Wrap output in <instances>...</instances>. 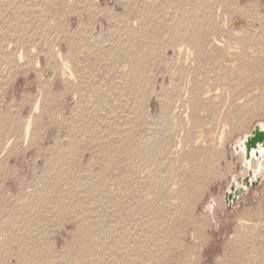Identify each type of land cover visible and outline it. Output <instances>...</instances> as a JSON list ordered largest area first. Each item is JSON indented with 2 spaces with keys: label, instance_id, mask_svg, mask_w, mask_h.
<instances>
[{
  "label": "rangeland",
  "instance_id": "obj_1",
  "mask_svg": "<svg viewBox=\"0 0 264 264\" xmlns=\"http://www.w3.org/2000/svg\"><path fill=\"white\" fill-rule=\"evenodd\" d=\"M217 40L222 57L186 68V47ZM262 119L264 0H0V264H82L76 204L104 227L99 264H264V174L222 199L231 143Z\"/></svg>",
  "mask_w": 264,
  "mask_h": 264
},
{
  "label": "bare ground",
  "instance_id": "obj_2",
  "mask_svg": "<svg viewBox=\"0 0 264 264\" xmlns=\"http://www.w3.org/2000/svg\"><path fill=\"white\" fill-rule=\"evenodd\" d=\"M216 40V39H215ZM211 41V40H210ZM221 41V40H220ZM222 42V41H221ZM221 42H219L218 40L217 41H212V42H210V43H208V45H203L202 44V42H200V41H193V46H194V48H196L197 50H196V52L194 53L192 50H191V48L189 47H186L185 48V54H184V57H183V59H185L184 61H185V64H187L186 65V68H189L190 69V67L192 66H195L196 65V60H199L200 58H203L204 56L205 57H207L209 60H210V62L212 61L213 62V60H215V58L217 59L218 57H222V54H221V51H220V48H221V46H223V44L221 43ZM224 43V42H223ZM4 46V45H3ZM206 46H208V47H211L210 48V50H206L207 48H206ZM259 46V45H258ZM232 49V48H231ZM181 50H182V46L180 47H176L175 48V53H178L179 55H180V53H181ZM50 51V57H53V56H55L54 58L56 59V55H57V57L59 58V59H56V62H57V60H59L60 61V65L58 66L57 65V63H54V64H56L58 67L57 68H55L54 70H58V71H60V75H61V77H62V80L63 81H65V83L66 82H68L69 83V85H71L70 83H73L74 82V80H75V78H76V76H75V74H74V72H73V69H72V67L70 66V64H68V61H65L64 59L61 61L60 60V58H61V56H60V54H56L55 52L53 53L51 50H49ZM5 53V52H4ZM3 53V54H4ZM253 54V53H252ZM6 56V55H5ZM19 57H20V55H19ZM181 57V55L179 56V58ZM202 64V63H201ZM217 64V63H216ZM56 65H55V67H56ZM62 69H61V68ZM215 67H217L216 65H215ZM190 72H193V68H192V70L190 71ZM178 74H184L183 73V71H182V69L180 70V72L178 73ZM202 74V73H201ZM75 76V77H74ZM74 79V80H73ZM189 81H190V79H189ZM189 81L187 82V84H191L190 85V92H191V97H192V99H193V101L195 102L194 104H195V108L197 109L200 105H201V99L203 98V94H204V92L202 91V89H201V84H200V81H197V80H194L192 83H189ZM209 93V92H208ZM186 95V94H185ZM183 96V95H182ZM205 96H206V92H205ZM181 98V97H180ZM164 103L162 104V105H164V107H169L170 106V101L169 100H167V99H164V101H163ZM83 103V102H82ZM189 103V102H188ZM173 104V103H172ZM202 106V105H201ZM35 108L37 107V104H35V106H34ZM172 107V106H171ZM87 108H89L88 107V104L87 103H83V104H81L80 105V111L82 112V114L83 115H86L85 113H87ZM166 109H169V108H166ZM172 109V108H171ZM188 109V108H187ZM163 110V109H162ZM164 111V110H163ZM175 112V111H174ZM134 117V116H133ZM171 117V116H170ZM199 117V116H198ZM193 118H195V116H194V114H193ZM88 120V119H87ZM28 122H29V119H28ZM88 122H90L89 123V125H88ZM88 122H86V121H82L81 122V125H80V127H82V126H84V125H87L88 127H92L93 129L98 125V123H97V120L95 121V120H92V122L91 121H89L88 120ZM27 125H26V127H25V138H26V135L28 134V132H29V124L28 123H26ZM99 126H101V124L99 123ZM109 127V126H108ZM167 127V126H166ZM83 129V128H82ZM255 129H259V130H264V119H262V120H259V121H256L253 125H252V127H251V129H250V131L249 132H247V133H243V134H241L240 136H238L237 138H236V140H234L232 143H231V150H232V153L234 154V155H239L240 156V164H239V170H238V173H239V175H238V173L237 174H235L234 176H231V178L229 179V181H228V183H227V185L225 186V188H224V190H223V194H222V199H223V201H224V193L227 191V190H229V188H230V185H232V184H234L236 187H240V186H242L243 188H244V190H243V192H241L240 194H239V197L241 196V194H243L244 192H246L247 190H248V187H246L245 186V184H244V182H243V178L246 176V175H249V180L250 181H252V180H257L258 178H259V176L257 175V168H256V165H254V159H258L262 154H264V147H262L261 146V144H257V148H253L251 151H250V157L249 158H247L246 157V141H247V139H248V137L249 136H252L253 135V130H255ZM85 131H89L90 130V128H89V130L87 129V128H85L84 129ZM98 132V131H97ZM96 132V133H97ZM94 134V133H93ZM133 135V134H132ZM134 136V135H133ZM163 146V145H162ZM173 149V148H172ZM256 151H258V156L256 155ZM115 153V152H114ZM52 170V169H51ZM71 177V176H70ZM75 177V176H74ZM238 179H240L241 180V182L239 183L238 182ZM52 182V181H51ZM51 182H49L48 181V183H47V185L48 186H50V188L52 189L51 190V192H55V188H57V185H55V183H51ZM26 184V183H25ZM54 184V185H53ZM91 185V184H90ZM89 185V186H90ZM95 185V184H94ZM90 189L89 190H81L79 193L78 192H76V193H78L77 195L79 196V197H84V198H86L87 196L89 197H91V195H93L94 194V192H93V186H90L89 187ZM34 190V189H33ZM94 190H96V189H94ZM102 191V190H101ZM96 192H98V191H96ZM100 192V191H99ZM98 192V193H99ZM59 195L60 194H62L61 193V191L59 190L58 192H57ZM65 193V192H64ZM75 193V194H76ZM67 194V193H66ZM95 195V194H94ZM96 196V195H95ZM94 196V197H95ZM60 197V196H59ZM70 198H71V196H70ZM78 198V197H77ZM90 199V198H89ZM94 199V198H93ZM208 199V198H207ZM96 200V199H95ZM212 200V199H211ZM210 199L209 200H206L204 203H203V206H202V209H207L209 212L212 210V207H213V203H212V201H211ZM73 201V200H72ZM86 201H88V200H86ZM61 202H62V200H61ZM82 202V201H81ZM60 203V202H59ZM74 205V204H73ZM98 206H99V204H97ZM224 205H225V201H224ZM66 206V205H65ZM70 207V206H69ZM92 207V206H91ZM64 208V207H63ZM74 208L75 209H73V210H75L74 212L75 213H77L76 214V218L77 219H79V221H80V226H81V233H82V238H81V241H82V245L80 246H77V247H75L74 248V250H72L76 255H78L80 258L83 256V258H84V256H85V258L87 259H82V264H99V263H97V258H95V257H92L91 255H93V254H90V255H87V254H89L90 252H92L93 251V249L92 248H90V249H88V246L87 245H89L88 243L89 242H94L95 241V234H96V231L98 230L99 232H100V229L103 227V225H101V226H97V224H95L94 222H90L88 219H90V216H88L87 214H83L82 212H83V209L81 208V207H79V205L78 204H76V205H74ZM87 209V208H86ZM98 209V208H97ZM91 210V209H90ZM125 210V209H124ZM55 211H56V209H55ZM104 211V210H103ZM30 212V211H29ZM161 213V212H160ZM24 214H27V213H24ZM156 215V214H155ZM98 216V215H97ZM157 216V215H156ZM102 217V216H101ZM22 218H23V216H22ZM26 219H27V222H29V219H30V217L29 216H26L25 217ZM118 218V217H117ZM142 218V217H141ZM155 218V217H154ZM163 218V217H162ZM147 219V218H146ZM100 221V220H99ZM105 221V220H104ZM244 221V220H243ZM100 223V222H99ZM165 223V222H164ZM244 223H249V222H247V221H245ZM167 224V223H166ZM28 225V224H27ZM105 225V224H104ZM168 225V224H167ZM79 226V227H80ZM155 227V226H154ZM79 229V228H78ZM103 229H104V227H103ZM158 229H159V227H158ZM167 229V228H166ZM169 229V228H168ZM156 230V229H155ZM165 230V229H164ZM163 230V232H165ZM173 230V229H172ZM150 231V230H149ZM154 231V229H151V231H150V234H153V233H151V232H153ZM17 233L19 232V231H16ZM102 232H104L103 230H102ZM122 232V231H121ZM159 232V231H158ZM161 232V231H160ZM168 232V231H167ZM23 233V232H22ZM145 233V232H144ZM147 233V232H146ZM162 233V232H161ZM112 234V233H111ZM155 234V233H154ZM172 234H173V232H172ZM77 235V234H76ZM98 235V234H97ZM113 235V234H112ZM140 235V234H139ZM157 235V234H156ZM155 235V236H156ZM174 235V234H173ZM99 236V235H98ZM111 236V235H110ZM161 236V235H160ZM165 236V235H164ZM164 236H162V241H163V237ZM168 236V235H167ZM166 236V237H167ZM109 237V236H108ZM157 237V236H156ZM155 237V238H156ZM172 237H174V236H172ZM192 237V236H191ZM80 238V237H79ZM127 238V237H126ZM152 238V237H151ZM158 238H159V236H158ZM175 238V237H174ZM106 239V238H105ZM110 239V238H109ZM130 239V238H129ZM161 239L159 238V239H157L156 238V240H155V242L153 241V240H151V241H153L152 243L151 242H149V241H147V242H149L150 244H147L148 245V247H149V256L151 257V259L152 260H157V258L159 257V255H161V254H159V255H157L158 257H155V252H156V254H158L157 253V245L159 244L158 242H162L161 241ZM173 239V238H172ZM93 240V241H92ZM112 240V239H111ZM167 240V239H166ZM171 240V239H170ZM170 240H169V242H170ZM89 241V242H88ZM107 241V240H106ZM117 241H119V240H117ZM137 241V240H136ZM141 241V240H140ZM175 241V240H174ZM36 242V241H35ZM98 242V241H97ZM139 242V241H138ZM144 242V241H143ZM146 242V243H147ZM172 243H173V241H171ZM29 243V242H28ZM95 243V245H96V242H94ZM130 243V242H129ZM136 243V242H135ZM141 243H142V241H141ZM158 243V244H157ZM175 243V242H174ZM91 244V243H90ZM100 244H102L101 242H100ZM99 244V245H100ZM109 244H110V242H108L107 244L105 243V247L107 248V247H109ZM137 244H139V243H137ZM40 245V244H39ZM94 245V246H95ZM124 245V244H123ZM135 245V244H134ZM161 245V244H160ZM93 246V247H94ZM113 246V245H112ZM142 246V245H141ZM164 246V245H163ZM166 246V245H165ZM101 247H102V245H101ZM104 247V248H105ZM111 247V246H110ZM162 247V246H161ZM168 247V246H167ZM105 248V249H106ZM127 248V247H126ZM135 248V247H134ZM147 248V247H146ZM111 249V248H110ZM115 249V248H114ZM124 249V248H123ZM129 249V248H128ZM139 249H140V247H139ZM125 250V249H124ZM141 250V249H140ZM163 250V249H162ZM95 251V250H94ZM122 251V250H121ZM128 251V250H127ZM127 251H126V253H127ZM135 251V250H134ZM146 251H147V249H146ZM158 251H160V250H158ZM89 252V253H88ZM139 252V251H138ZM86 253V255H84ZM118 253V252H117ZM73 254V253H72ZM110 255H111V253H109ZM37 255V254H36ZM108 255V254H107ZM118 255V254H117ZM130 255V254H129ZM141 255H143V254H141ZM119 256V255H118ZM122 256V255H121ZM125 256V255H124ZM240 256V255H239ZM20 257V256H19ZM102 259H103V261H104V259H106L105 258V256L102 254V256H100ZM108 257V256H107ZM79 258V259H80ZM142 258V257H141ZM161 258H162V256H161ZM29 259L32 261L33 259H37V257H35V258H33V255L31 256L30 255V257H29ZM99 259V258H98ZM130 259H132V258H130ZM134 259V258H133ZM150 259V258H149ZM127 260V259H126ZM102 261V260H101ZM107 261V260H106ZM109 261V260H108ZM100 262V261H99ZM155 262H157V261H155ZM72 263V262H71ZM102 263V262H101ZM104 263H105V261H104ZM107 263V262H106ZM158 263V262H157Z\"/></svg>",
  "mask_w": 264,
  "mask_h": 264
},
{
  "label": "water",
  "instance_id": "obj_3",
  "mask_svg": "<svg viewBox=\"0 0 264 264\" xmlns=\"http://www.w3.org/2000/svg\"><path fill=\"white\" fill-rule=\"evenodd\" d=\"M257 144H261L264 147V130L255 129L253 130V135L249 136L246 141V157L249 158L250 151L253 148H257ZM256 155L258 156V151H256ZM259 179V178H258ZM257 180H249V175H246L243 178V182L246 187L254 186L257 183ZM240 183L241 180L238 179ZM244 188L242 186L236 187L234 184L230 185L229 190L224 193V201L227 207H231L235 204L239 198V194L243 192Z\"/></svg>",
  "mask_w": 264,
  "mask_h": 264
},
{
  "label": "crops",
  "instance_id": "obj_4",
  "mask_svg": "<svg viewBox=\"0 0 264 264\" xmlns=\"http://www.w3.org/2000/svg\"><path fill=\"white\" fill-rule=\"evenodd\" d=\"M252 127V126H251ZM251 129V128H250ZM250 131V130H249ZM249 131H247V132H249ZM247 132H244V133H247ZM261 158V162L260 163H258L257 165H256V168H257V175L260 177V175H262V174H264V154H262L258 159H260ZM257 159H254V161L253 162H255ZM263 164V165H262ZM263 186H264V182H263V184H262ZM246 192H248V191H246Z\"/></svg>",
  "mask_w": 264,
  "mask_h": 264
}]
</instances>
